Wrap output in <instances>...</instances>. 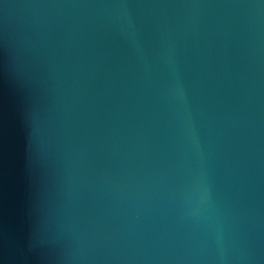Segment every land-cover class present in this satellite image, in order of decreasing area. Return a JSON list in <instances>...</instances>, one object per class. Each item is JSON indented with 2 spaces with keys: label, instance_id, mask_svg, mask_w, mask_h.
Masks as SVG:
<instances>
[{
  "label": "water",
  "instance_id": "water-1",
  "mask_svg": "<svg viewBox=\"0 0 264 264\" xmlns=\"http://www.w3.org/2000/svg\"><path fill=\"white\" fill-rule=\"evenodd\" d=\"M0 264H264V0H0Z\"/></svg>",
  "mask_w": 264,
  "mask_h": 264
}]
</instances>
